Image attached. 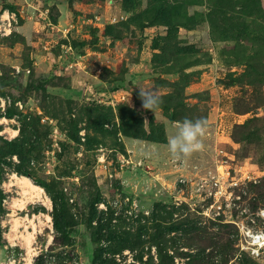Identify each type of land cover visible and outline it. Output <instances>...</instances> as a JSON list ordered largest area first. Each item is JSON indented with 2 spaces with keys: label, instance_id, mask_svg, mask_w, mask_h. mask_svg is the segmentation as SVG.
Instances as JSON below:
<instances>
[{
  "label": "rangeland",
  "instance_id": "rangeland-1",
  "mask_svg": "<svg viewBox=\"0 0 264 264\" xmlns=\"http://www.w3.org/2000/svg\"><path fill=\"white\" fill-rule=\"evenodd\" d=\"M4 11L0 264H83V242L92 264H264L243 238L264 229V0ZM137 87L158 90L154 113ZM185 117L208 128L203 151L177 162L167 144ZM13 173L43 190L24 194ZM54 203L67 209L58 227Z\"/></svg>",
  "mask_w": 264,
  "mask_h": 264
},
{
  "label": "clouds",
  "instance_id": "clouds-1",
  "mask_svg": "<svg viewBox=\"0 0 264 264\" xmlns=\"http://www.w3.org/2000/svg\"><path fill=\"white\" fill-rule=\"evenodd\" d=\"M139 89V98L142 102V108L154 113L155 109L162 103V98L158 90L148 87H137ZM130 95L127 98V104L130 102ZM174 132L168 139L167 148L174 161H181L191 157L194 153L201 152L204 149L203 137L208 128L206 118H197L195 120L185 117L181 121L174 122Z\"/></svg>",
  "mask_w": 264,
  "mask_h": 264
},
{
  "label": "built area",
  "instance_id": "built-area-1",
  "mask_svg": "<svg viewBox=\"0 0 264 264\" xmlns=\"http://www.w3.org/2000/svg\"><path fill=\"white\" fill-rule=\"evenodd\" d=\"M4 18L8 19V13L5 11L0 15L1 20H4ZM3 28L5 31L6 28L4 26V22ZM261 214L264 216V210L261 211ZM243 238L245 241V247H247L250 253L253 255H258L264 248V229H253L247 227L245 230V236Z\"/></svg>",
  "mask_w": 264,
  "mask_h": 264
},
{
  "label": "bare ground",
  "instance_id": "bare-ground-1",
  "mask_svg": "<svg viewBox=\"0 0 264 264\" xmlns=\"http://www.w3.org/2000/svg\"><path fill=\"white\" fill-rule=\"evenodd\" d=\"M8 182L10 185L19 187L24 194H28L29 196L31 195L32 190L36 191V195H39L40 191L43 190L41 186L34 184L24 175H17L13 173L10 175Z\"/></svg>",
  "mask_w": 264,
  "mask_h": 264
},
{
  "label": "trees",
  "instance_id": "trees-1",
  "mask_svg": "<svg viewBox=\"0 0 264 264\" xmlns=\"http://www.w3.org/2000/svg\"><path fill=\"white\" fill-rule=\"evenodd\" d=\"M209 2V1H208ZM208 13H209V15H210V21H212V19H211V15L214 13V7H213V5H211V6H209V11H208ZM213 22V21H212ZM134 94H135V96H139V91H134ZM96 201L97 200H92L91 201V208H93L94 209V203H96ZM158 205V204H157ZM57 212L58 213H66L67 212V209H66V207L64 206V205H58L57 203H54V213H53V219H54V225H56L57 227L59 226L58 225V220L56 219V217H57ZM59 216V215H58Z\"/></svg>",
  "mask_w": 264,
  "mask_h": 264
},
{
  "label": "water",
  "instance_id": "water-1",
  "mask_svg": "<svg viewBox=\"0 0 264 264\" xmlns=\"http://www.w3.org/2000/svg\"><path fill=\"white\" fill-rule=\"evenodd\" d=\"M92 93H94V89L88 88L85 95L88 97ZM84 245V259L83 264H92L93 263V255H92V249L89 243L83 242Z\"/></svg>",
  "mask_w": 264,
  "mask_h": 264
}]
</instances>
